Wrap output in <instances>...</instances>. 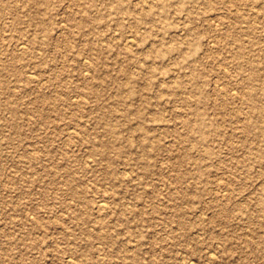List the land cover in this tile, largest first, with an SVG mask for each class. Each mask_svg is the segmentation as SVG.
Segmentation results:
<instances>
[{"label": "rangeland", "instance_id": "1", "mask_svg": "<svg viewBox=\"0 0 264 264\" xmlns=\"http://www.w3.org/2000/svg\"><path fill=\"white\" fill-rule=\"evenodd\" d=\"M118 1L0 0V264H264V0Z\"/></svg>", "mask_w": 264, "mask_h": 264}, {"label": "bare ground", "instance_id": "2", "mask_svg": "<svg viewBox=\"0 0 264 264\" xmlns=\"http://www.w3.org/2000/svg\"><path fill=\"white\" fill-rule=\"evenodd\" d=\"M124 2L122 1V0H119L118 1V11L120 10L121 12H124L123 10H124V4H123ZM97 19V18H96ZM91 23V22H90ZM80 25H82L83 24V22H80L79 23ZM124 42H125V46H126V48L127 49H132L136 44V42H135V39H134V37L133 36H127V37H125V40H124ZM22 43V42H21ZM19 50H20V53L22 54V55H26V54H28V53H30V51H31V49L29 48V47H27L25 44L24 45H20V48H19ZM32 78H34V77H32V76H30V79H32ZM35 80V79H34ZM106 115H109L108 113H106ZM141 115V113H140V110H138V111H136L135 112V117L136 118H138L139 116ZM108 127V132H113L114 131V128H112V127H110L109 125L107 126ZM136 128H138V129H144V125L142 124V123H139V125L136 127ZM133 129V128H132ZM74 133V132H73ZM102 147L104 148V149H110V148H112L113 146H112V143L111 144H108V143H103L102 144ZM97 210L99 211V213L102 215V213H105V211L107 210V206H106V204H105V201L103 200V199H99V201H97Z\"/></svg>", "mask_w": 264, "mask_h": 264}]
</instances>
